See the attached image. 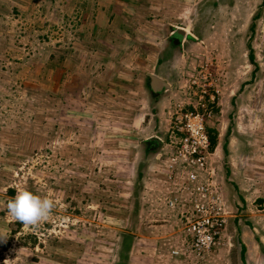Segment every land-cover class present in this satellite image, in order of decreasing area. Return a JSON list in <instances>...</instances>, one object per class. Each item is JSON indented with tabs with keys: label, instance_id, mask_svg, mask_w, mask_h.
Returning <instances> with one entry per match:
<instances>
[{
	"label": "rangeland",
	"instance_id": "374dc122",
	"mask_svg": "<svg viewBox=\"0 0 264 264\" xmlns=\"http://www.w3.org/2000/svg\"><path fill=\"white\" fill-rule=\"evenodd\" d=\"M180 108L218 133L202 249L203 179L156 158ZM24 189L56 203L39 226L7 211ZM0 264H264L263 0H0Z\"/></svg>",
	"mask_w": 264,
	"mask_h": 264
},
{
	"label": "built area",
	"instance_id": "2783aa9c",
	"mask_svg": "<svg viewBox=\"0 0 264 264\" xmlns=\"http://www.w3.org/2000/svg\"><path fill=\"white\" fill-rule=\"evenodd\" d=\"M213 100H215L214 95ZM210 115V113L198 111L186 113L182 108L176 110L171 118L169 137L166 149H164L166 156L170 148L176 151L171 155V159L167 157L169 166L171 163H180L182 167L186 166L195 170L192 172L195 174L189 176V181H193L190 183L194 184L200 179L204 181L197 186L196 197L190 209L187 210L192 217L188 220L189 223L192 222L188 231L199 238L200 248L211 245L213 239L209 235L222 227L228 219V212L224 211L220 204L222 199L219 189L222 185L218 181H211L210 179L214 176L212 172H207L209 170L207 158L212 149V141L208 132Z\"/></svg>",
	"mask_w": 264,
	"mask_h": 264
},
{
	"label": "clouds",
	"instance_id": "9594fccd",
	"mask_svg": "<svg viewBox=\"0 0 264 264\" xmlns=\"http://www.w3.org/2000/svg\"><path fill=\"white\" fill-rule=\"evenodd\" d=\"M164 151L166 152V150ZM165 152H163L164 155ZM163 154L161 158L164 157ZM165 157L167 160V156ZM55 207L56 203L52 199L27 189L18 191L14 198L9 199L7 202V211L16 221L33 227L47 221Z\"/></svg>",
	"mask_w": 264,
	"mask_h": 264
},
{
	"label": "crops",
	"instance_id": "0c3cea01",
	"mask_svg": "<svg viewBox=\"0 0 264 264\" xmlns=\"http://www.w3.org/2000/svg\"><path fill=\"white\" fill-rule=\"evenodd\" d=\"M153 87V86H152ZM154 88V87H153ZM166 89H168V88H166ZM157 91V90H156ZM174 93V91H173V87L172 86H170V96L172 95ZM180 103H182V101H181V99H179V98H177V97H175V98H173V102H172V105H173V107H174V109H177V108H175L176 107V105L178 106ZM210 121H212L211 119H209V121H208V125H209V122ZM162 125L160 126V130L162 129V131L163 132H165V131H167L168 133L170 132V129H169V127H170V125H168L167 123H161ZM138 125V122L136 123V126ZM159 130V131H160ZM210 135V134H209ZM158 136V135H157ZM153 137H156V136H153ZM153 137H151L152 138V140L154 139ZM211 137V136H210ZM166 140H168V137L166 138ZM167 142V141H166ZM166 142H165V144L163 145V148L164 149H166ZM213 148V147H212ZM162 151V150H161ZM173 151L174 150H171V148H170V155H172L173 154ZM157 153V152H156ZM160 155V154H159ZM154 156H155V154H154ZM156 158H157V161L160 163V160H162V162L164 161V163H163V168H162V170L163 171H166L168 174H170V173H172V172H175L174 171V169H170V166L167 164H165L166 163V157L164 158L165 160H163L161 157H158V156H156ZM168 159V158H167ZM168 178H169V175H168ZM190 208H188L187 210H189Z\"/></svg>",
	"mask_w": 264,
	"mask_h": 264
},
{
	"label": "trees",
	"instance_id": "16d2710c",
	"mask_svg": "<svg viewBox=\"0 0 264 264\" xmlns=\"http://www.w3.org/2000/svg\"><path fill=\"white\" fill-rule=\"evenodd\" d=\"M263 3H264V0H263ZM260 14H261V13L257 14V15L254 17V20H256V19L259 17ZM254 25H255V24H254ZM253 27H254V26H252V29H253ZM178 35L181 36L180 34H178ZM252 57H253V56H252ZM149 88H151V90H152L151 85H150ZM152 92H153V90H152ZM153 93H154V92H153ZM211 102L214 104L216 101H215V100H213V101L209 100V103H211ZM201 110H202V109H201ZM200 112H201V111H200ZM210 118H211V117H210ZM208 130H209V134H210V136H211L212 147H215L216 144H217L218 133H217V131H216L214 128H210L209 125H208ZM184 234L187 235V236L193 235L192 233L187 232L186 230L184 231ZM242 251H244V248H243Z\"/></svg>",
	"mask_w": 264,
	"mask_h": 264
},
{
	"label": "water",
	"instance_id": "95a60500",
	"mask_svg": "<svg viewBox=\"0 0 264 264\" xmlns=\"http://www.w3.org/2000/svg\"><path fill=\"white\" fill-rule=\"evenodd\" d=\"M153 78V87H155V89H160L161 87H163L164 85L166 86L167 84L161 80H159L156 77H152Z\"/></svg>",
	"mask_w": 264,
	"mask_h": 264
}]
</instances>
